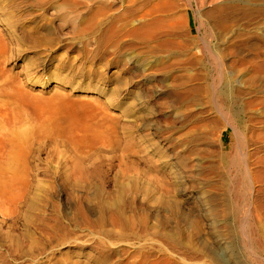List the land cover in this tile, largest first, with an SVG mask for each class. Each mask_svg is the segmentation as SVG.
I'll return each instance as SVG.
<instances>
[{
    "label": "rangeland",
    "instance_id": "rangeland-1",
    "mask_svg": "<svg viewBox=\"0 0 264 264\" xmlns=\"http://www.w3.org/2000/svg\"><path fill=\"white\" fill-rule=\"evenodd\" d=\"M210 1L0 0V163L15 164L28 193L50 197L32 221L26 203L0 213V264H163L148 258L158 246L168 264H201L156 234L116 244L133 234L118 207L129 222L211 244L214 264H264V194L252 191L246 207L262 251L228 236L239 225L224 204L234 135L199 91L210 78L208 63L197 64L195 15ZM46 23L51 42L33 39ZM252 100L262 108L263 91ZM243 120L264 179V110ZM23 129L27 141L12 143Z\"/></svg>",
    "mask_w": 264,
    "mask_h": 264
},
{
    "label": "bare ground",
    "instance_id": "bare-ground-1",
    "mask_svg": "<svg viewBox=\"0 0 264 264\" xmlns=\"http://www.w3.org/2000/svg\"><path fill=\"white\" fill-rule=\"evenodd\" d=\"M215 1L217 3L212 4V8L206 12L207 15H195V21L200 25L201 34V38L197 41L198 47L201 48H199L198 54L201 56V61H196L197 64L208 63L207 78H210V84L206 81L208 86L205 83L203 89L199 87V91L206 92L207 96H210V105L214 117L223 121L224 129L229 127L234 135V144L228 149L227 154L229 177L224 182L226 192L224 204L226 210L229 211L230 219L239 225H230L228 236L240 234L247 241L248 250L262 251V239H254L251 236L254 223L251 220L250 212L246 209L251 205L252 191L253 196L264 194V179H262L260 170L255 171L254 169L261 167L262 161L256 160L257 166L253 163L252 159L255 154L249 151L252 144L246 134L248 127L243 117H246L249 111L260 113L262 109L264 110V102L262 108H257L252 100V97H255L258 92L263 91L264 93V0ZM205 2L206 0H197L196 4L198 7H202ZM202 17L204 20H201ZM47 26L46 23L43 27H33V39H43L45 43H50V39L46 36L48 35ZM261 70L262 72H260ZM50 80L53 78L41 80V83H49ZM256 83L259 85L256 86ZM85 89L88 90V88ZM27 137L28 131L26 129L19 130L12 143L26 142ZM261 149L264 150V146ZM9 157L15 160L11 155ZM10 162L12 161L0 163V213L3 218L6 216L13 217L16 207L14 204L23 203L25 205L26 203L27 208L24 210H29L26 218L32 221L34 219L33 214L40 212L42 203L48 202L50 197L48 198L44 194L28 193L27 185L22 181L24 180L23 175H19L16 167H14L15 164ZM241 210H244L243 216L238 217ZM118 213L117 221L123 222L125 228L133 234L126 235L127 237L121 235L119 237L120 242H116V244L126 243L124 240L131 236L137 240L149 241L152 240L151 236L156 234L157 238L162 239L173 252L180 253L182 251L192 261H199L201 264L216 263L217 249L211 244L202 243L196 247L190 239L183 241L179 234L181 231L163 228L151 229L152 227H148L142 217H137V221L129 222L119 207ZM133 226H141V234L135 233V230L132 229ZM61 228L63 229V236L58 240V245L67 243V227L61 226ZM25 237L26 235H24ZM5 239L19 241L13 239L9 233H6ZM110 244L115 246L113 243ZM222 244L216 247L219 248ZM131 245L137 244L131 243ZM149 249V259L163 260V264H168L170 259L162 258V255L166 254V248L158 246ZM229 249L233 251L232 248ZM136 252L138 253V251ZM256 262L258 263V261ZM130 264H134V262Z\"/></svg>",
    "mask_w": 264,
    "mask_h": 264
}]
</instances>
